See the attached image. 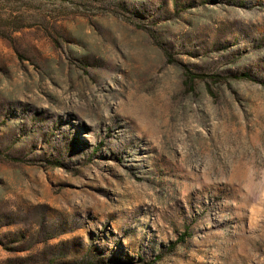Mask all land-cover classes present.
Returning a JSON list of instances; mask_svg holds the SVG:
<instances>
[{
	"label": "rangeland",
	"instance_id": "374dc122",
	"mask_svg": "<svg viewBox=\"0 0 264 264\" xmlns=\"http://www.w3.org/2000/svg\"><path fill=\"white\" fill-rule=\"evenodd\" d=\"M264 264V0H0V264Z\"/></svg>",
	"mask_w": 264,
	"mask_h": 264
},
{
	"label": "trees",
	"instance_id": "16d2710c",
	"mask_svg": "<svg viewBox=\"0 0 264 264\" xmlns=\"http://www.w3.org/2000/svg\"><path fill=\"white\" fill-rule=\"evenodd\" d=\"M4 264H14V263L6 262V263H4Z\"/></svg>",
	"mask_w": 264,
	"mask_h": 264
}]
</instances>
